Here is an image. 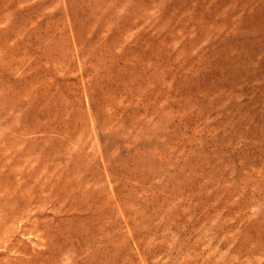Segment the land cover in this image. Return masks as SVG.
Masks as SVG:
<instances>
[{
  "label": "rangeland",
  "instance_id": "obj_1",
  "mask_svg": "<svg viewBox=\"0 0 264 264\" xmlns=\"http://www.w3.org/2000/svg\"><path fill=\"white\" fill-rule=\"evenodd\" d=\"M0 156V264H264V0H0Z\"/></svg>",
  "mask_w": 264,
  "mask_h": 264
},
{
  "label": "bare ground",
  "instance_id": "obj_2",
  "mask_svg": "<svg viewBox=\"0 0 264 264\" xmlns=\"http://www.w3.org/2000/svg\"><path fill=\"white\" fill-rule=\"evenodd\" d=\"M1 157V156H0ZM40 158V157H39ZM49 169V168H48ZM43 173V172H41ZM46 173V172H45ZM42 176V174H41ZM37 182V181H34ZM37 186H39L37 184ZM38 188V187H37ZM50 190V189H49ZM67 196V195H66ZM65 196V197H66ZM34 199V198H33ZM31 200V199H30ZM42 201H33V202H27V204L25 203V205L23 206V209L20 210L21 211V217H20V223H22V225L25 226V224H35V222L37 221V218H39V216L41 215L39 209L41 206H43ZM47 204V203H46ZM48 205V204H47ZM21 207V206H20ZM55 208V207H54ZM16 216V215H15ZM15 222V221H14ZM19 223V224H20ZM24 223V224H23ZM37 223V222H36ZM13 226V225H12ZM16 226V225H15ZM18 226V225H17ZM29 226V225H28ZM31 229V228H30ZM26 230V229H25ZM15 231V230H14ZM82 231V230H81ZM17 232V231H16ZM6 234V233H5ZM18 234V232H17ZM32 234V233H31ZM11 235V233H10ZM31 236V235H30ZM23 237V236H22ZM15 238V237H13ZM10 239V238H9ZM8 239V240H9ZM12 239V238H11ZM14 240V239H13ZM7 241H5L6 243ZM17 242V241H16Z\"/></svg>",
  "mask_w": 264,
  "mask_h": 264
}]
</instances>
